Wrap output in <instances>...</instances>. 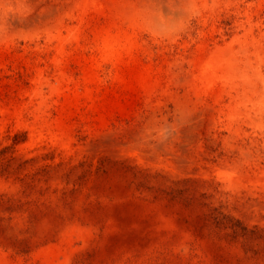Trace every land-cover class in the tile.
Masks as SVG:
<instances>
[{
	"label": "rangeland",
	"instance_id": "1",
	"mask_svg": "<svg viewBox=\"0 0 264 264\" xmlns=\"http://www.w3.org/2000/svg\"><path fill=\"white\" fill-rule=\"evenodd\" d=\"M0 264H264V0H0Z\"/></svg>",
	"mask_w": 264,
	"mask_h": 264
},
{
	"label": "bare ground",
	"instance_id": "2",
	"mask_svg": "<svg viewBox=\"0 0 264 264\" xmlns=\"http://www.w3.org/2000/svg\"><path fill=\"white\" fill-rule=\"evenodd\" d=\"M218 53H216V55H217ZM220 55L218 54V57H219ZM214 57V56H213ZM218 57H216L218 60H222V59H224V58H218ZM215 61V60H214ZM222 62H224V61H222ZM221 62V63H222ZM224 63H227V60L224 62ZM210 64H212L213 65V63L212 62H210ZM224 65V64H223ZM226 65H228V64H226ZM209 67H213V66H210V65H208ZM214 69H215V67H214ZM219 69V68H218ZM220 69H222V67L220 68ZM216 70V69H215ZM223 71V70H222ZM211 73H212V70L210 71ZM213 72H214V70H213Z\"/></svg>",
	"mask_w": 264,
	"mask_h": 264
}]
</instances>
